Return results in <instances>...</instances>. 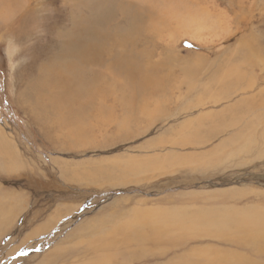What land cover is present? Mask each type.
<instances>
[{"label":"rangeland","instance_id":"1","mask_svg":"<svg viewBox=\"0 0 264 264\" xmlns=\"http://www.w3.org/2000/svg\"><path fill=\"white\" fill-rule=\"evenodd\" d=\"M30 1L0 0V148L11 147L0 208H13L0 264H264V0ZM119 4L141 20L113 14L119 36L72 68L101 75L104 95L85 106L95 117L45 104L36 116L28 83L56 58L74 61L64 46L73 25ZM218 74L228 79L213 98ZM156 95L161 112L147 123L139 110ZM128 101V124L95 123Z\"/></svg>","mask_w":264,"mask_h":264},{"label":"bare ground","instance_id":"2","mask_svg":"<svg viewBox=\"0 0 264 264\" xmlns=\"http://www.w3.org/2000/svg\"><path fill=\"white\" fill-rule=\"evenodd\" d=\"M31 1H33V0H31ZM31 1H30V3H31ZM145 1L147 2V4L151 5L152 10L155 8L154 7L155 0H145ZM167 1L170 2L172 0H165L164 2L166 4H168ZM177 1L181 2L180 0H177ZM28 3H29V1H28ZM17 6H18V4L13 5V11L17 8ZM24 6H26V5H24ZM113 8L110 7L109 9H106V11L100 12L99 15L98 14L95 15L94 13H92V20H90V21L89 20H85V23L83 25H81V21H80L77 25H75V26L73 25V28L69 30V32H70V36L69 37L70 38L67 41L66 40L64 41L65 42L64 46H65L66 50L70 51V56H71V58H74V61H72V62L69 61V63H66L65 65H63V67H65V66L68 67L70 69V71H71V74L74 75V77L71 79L70 82H68V80L66 79V77H65L66 74L64 75L65 71L63 72V70H62L63 67L61 65L57 64V62H56L58 60L57 58L54 61H52L51 63H49L48 65H43V66L40 67L39 73L31 80V82L28 83V85L26 87L27 89L25 91V97L27 96L26 99L30 100L33 103V105H34V109L37 110V111L32 110L33 114H34V111H35L36 112V116L37 115L39 116V112H40V110L38 111V109L40 108L39 105H43L44 106V104H45V106L47 108V111H49L53 115L59 116L61 118H64V116H63L64 114L67 117H70V116H72L74 114H80L81 112H82V115L80 116L81 118L79 119V121L82 120V117H86L87 118L86 119L87 122L90 120V116H93V117H91V119L95 117V115H91L90 114V112L91 111L93 112L94 110L86 109L85 106L93 104L95 106V108H96L98 106V99H100V97L102 95H104V94L101 93V91H103L104 85H102L100 82H98V80L101 78V75H100L99 72H91L90 71L89 73H86L85 71L82 70L83 76H78V74L72 68L78 69L79 65H81V64H85L86 65V58H87L86 52L89 50V47L95 46V48L98 49L99 46H96L97 43L102 42V43L105 44L106 41H108L110 38H115V37L119 36L118 33H112V29L109 27L111 25L112 19L114 17L116 18L118 12H120V16L123 18V20H126V18H127L128 22H132V20H136V21H140L141 20L140 17H133L132 14L129 13V12L126 14L127 16L124 15L123 12H122V8L120 7V4L119 5H115V9H113ZM93 10H95V9H93ZM114 10H115V12H114ZM4 11H5V9L3 7V12ZM113 14L116 15V16H114ZM4 16H6V15H4ZM4 20H6V19H4ZM22 22H24V20ZM14 25H15V23H14ZM112 25H114V24H112ZM12 27H13V25H12ZM23 30H24V28H23ZM7 33H8V31H7ZM99 54L100 53H98V55ZM104 55H105V53H104ZM124 55H126V54H124ZM130 58H132V57H130ZM94 59H95V57H94ZM59 60H61V59H59ZM125 62H126V59L125 58H121L119 60V64L117 65V67H120L123 64V66H121L122 68H119V69L126 68L128 65ZM57 65H59V66H57ZM189 66L190 65H183V67H178V68L183 70L182 72H183L184 75L190 74V76H191V70L192 69H189ZM54 69L56 70V72L53 74ZM132 70H133L132 68L129 69V74L132 72ZM153 73H155V72H153ZM172 73H174V72H172ZM54 78L59 79L62 82V85L54 84V81H55ZM68 78H70V77H68ZM215 78L216 79H214L213 84L211 82V86H212L213 92L210 89L212 94H213V95H211L213 98L215 97L216 94L220 95V93L222 92V90H220V85H221V83L227 81V79H228L227 77H225V76L222 77L219 74L215 75ZM220 78L223 79V82L220 80ZM189 79H187L186 82H188ZM159 80H160V78H159ZM181 80H183V79H181ZM191 80L192 79H190L189 82H191ZM63 81H66L67 84H64ZM142 84H145V83H142ZM108 85L109 84H107V87H105V89H104L105 91L108 90L107 89ZM114 86H115V90L113 92L115 94L116 93V88L118 86V82H117V85H114ZM143 87L139 91H142ZM238 90H242V88H236L235 87V89H234V87H233L234 93L236 91H238ZM161 91L162 92L165 91V88L161 89ZM211 92H210V94H211ZM81 96L86 97V101L84 100V103L79 100ZM92 97H93V101L91 102L90 100H91ZM212 97H211V99L213 100ZM261 97L262 98L264 97V90H263V92L261 94ZM122 99H123V101L125 100V98H122ZM151 99H155V101L153 102V100H150L149 102L144 103V105L141 104L142 106L139 105V106H141V109L139 110V112L141 113V115L143 116V119L147 123L151 122L152 118H154L156 114H159L161 112V110H160L162 108L161 104H163L162 99L159 100L158 95L151 96ZM60 102H61V105H62L61 108L59 107V103ZM65 102H68L66 104V106H64ZM51 104H52L53 108L59 107L60 113H53L51 108H50ZM214 104H215V102H214ZM128 105H129V101H128V103L123 104V105H113L114 107L111 106V110L110 111L109 110H105V111H107V113L105 115L106 118L103 119V117H100L99 119H95V123L98 124L101 128H102V124L103 123H106L108 126H112V125H115L116 119L124 117L123 121H125V123L128 124L129 123V118L127 116L126 111H127V109L133 107V106H128ZM226 105L230 106L229 103H226ZM106 106H108V102H107ZM118 108H122L125 111L123 110L122 112H120V111L117 110ZM136 108H137V106H136ZM63 111H64V114H63ZM137 111H138V109H137ZM49 112H48V115H49ZM118 115H120V117H118ZM36 116H34V119H36ZM46 118H48V117H46ZM73 118H74V116H73ZM47 120H49V119H47ZM65 122H66V120H65ZM76 122H78V120H75V122H73V123L76 124ZM81 122H80V124H81ZM92 123L94 124V121ZM74 124H72V125H74ZM82 125L83 124H81V126H80L81 129L83 128ZM120 126H122V125H120ZM63 127L64 128L59 129L60 130L59 131V136L60 137L64 136V138L66 137V135L70 136L71 135L69 133L70 128L65 127L64 125H63ZM77 128H78V131L76 133H75V131H72L73 132V138L72 137H69V138H71V140L73 142H75V143L77 142L76 144L79 145V143L84 138L83 131L85 132V130H83V129L81 130L79 127H77ZM84 128H86V127H84ZM121 128L123 129V127H121ZM61 140H62V138H61ZM68 141H70V140H68ZM63 142H65V141H63ZM6 144H7V140H4L2 142V144H1L2 148H0V155H1V158H3V159H5V153H6V156L8 157L9 156V150H11V147L5 148L4 145H6ZM3 163L4 162L0 161V167H1V165ZM0 205H2V203H0ZM4 207H5V205H4ZM12 211H13V208H12V210L11 209H8L7 211L4 210V212L0 208V222H1L2 219H4L6 217V214L7 215L10 214Z\"/></svg>","mask_w":264,"mask_h":264}]
</instances>
